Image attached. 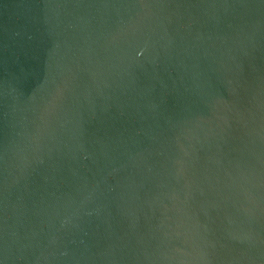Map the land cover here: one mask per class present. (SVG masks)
<instances>
[{"label": "water", "instance_id": "water-1", "mask_svg": "<svg viewBox=\"0 0 264 264\" xmlns=\"http://www.w3.org/2000/svg\"><path fill=\"white\" fill-rule=\"evenodd\" d=\"M0 264H264V0H0Z\"/></svg>", "mask_w": 264, "mask_h": 264}]
</instances>
